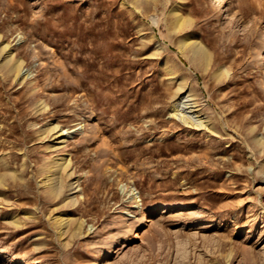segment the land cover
<instances>
[{
	"label": "rangeland",
	"instance_id": "obj_1",
	"mask_svg": "<svg viewBox=\"0 0 264 264\" xmlns=\"http://www.w3.org/2000/svg\"><path fill=\"white\" fill-rule=\"evenodd\" d=\"M0 264H264V0H0Z\"/></svg>",
	"mask_w": 264,
	"mask_h": 264
},
{
	"label": "bare ground",
	"instance_id": "obj_2",
	"mask_svg": "<svg viewBox=\"0 0 264 264\" xmlns=\"http://www.w3.org/2000/svg\"><path fill=\"white\" fill-rule=\"evenodd\" d=\"M180 18V17H179ZM181 19V18H180ZM179 22V21H178ZM182 22V21H181ZM7 47V45L6 46H4V49ZM185 47H191V49L193 50V52L195 53V54H197V55H199V56H202V57H204V56H206V50L202 47V46H200V45H195V43L194 42H188L186 39L182 42V48H184V49H186ZM22 67H23V63L22 62H17V63H15V64H13V65H11V68H10V70L13 72H17V74H19L20 72H21V70H22ZM183 90V89H182ZM174 111H175V113L178 115H180L181 116V118L185 121V122H188V123H193L194 124V122L192 121V119H191V117L190 116H188V115H185V114H183V113H179V111H178V109L175 107L174 108ZM201 122V121H200ZM57 127L58 126H55V127H53V129H57ZM56 132H59V134L58 135H60V134H64V131L63 130H61V129H58V130H56ZM60 142V141H59ZM67 160H65L64 162H62V163H60L59 165L62 167H67L68 165H69V163H67ZM54 179L55 178H49V180H50V185H51V190H52V192L53 193H56V194H58V192H60L61 191V186H60V184L58 185V184H56L55 186H54V184H53V182H54ZM48 180V181H49ZM53 184V185H52ZM62 185V184H61ZM71 185H73V183L71 184ZM72 188H75V187H72ZM62 192V191H61ZM139 200V199H138ZM68 219V218H67ZM70 219V218H69ZM60 221L63 223L64 221H65V218H63V217H61V219H60ZM59 221V222H60ZM79 227H80V225H79ZM82 228V227H81ZM77 231V230H76ZM75 232V231H74Z\"/></svg>",
	"mask_w": 264,
	"mask_h": 264
}]
</instances>
